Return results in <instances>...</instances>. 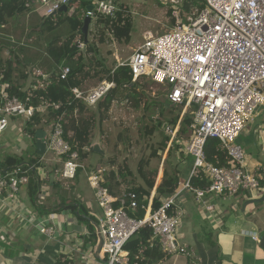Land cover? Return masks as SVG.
<instances>
[{"label":"built area","instance_id":"2783aa9c","mask_svg":"<svg viewBox=\"0 0 264 264\" xmlns=\"http://www.w3.org/2000/svg\"><path fill=\"white\" fill-rule=\"evenodd\" d=\"M185 1L170 0L177 6L172 11V28L146 34L128 61L118 66H129L133 81L150 79L166 87V97L171 104L187 105L188 112H193L188 139L175 140L180 150L193 158L189 177L180 182L172 196L154 208L152 190L141 195L136 191L113 194L105 185L104 170L98 168L91 172L89 185L100 208L97 242L98 234L103 237L100 259L94 252L91 255L85 252L87 259L91 257V264H127L129 251L125 245L145 226L152 230L150 241L158 242L167 256L184 254L186 249L181 244L179 227L186 213L179 201L186 193H192L198 204L209 209L208 196H236L246 192L251 199L264 192L258 175L245 162L243 147L236 142L264 104V0H195L202 7L194 6L184 13L182 3ZM32 2L47 6L45 14L50 15L69 0ZM92 4L94 9L85 12L92 20L121 10L117 0H94ZM69 71L68 66H62L61 77L66 78ZM7 86L0 77V135L8 129L12 116L26 120L35 111L44 113L47 109L45 105L27 106L18 97L11 96ZM114 87V81L104 80L92 89L74 87L72 93L88 106H95ZM173 129L168 125L166 132L171 135ZM208 138L221 140L230 157L229 166H217L207 160ZM45 142L46 150L62 164L55 172L64 179H74L83 164L79 152L73 150L64 136L62 118L53 124ZM198 174L208 181L206 187L193 186L191 179ZM29 180V171L21 167L0 175V203L17 202ZM141 209L144 215L137 217ZM38 228L48 237L55 232L53 225L39 223ZM243 233L259 241L255 233L245 230Z\"/></svg>","mask_w":264,"mask_h":264},{"label":"trees","instance_id":"16d2710c","mask_svg":"<svg viewBox=\"0 0 264 264\" xmlns=\"http://www.w3.org/2000/svg\"><path fill=\"white\" fill-rule=\"evenodd\" d=\"M77 2L81 7H87L92 4V0H71L67 12L61 11L50 16L46 15L41 18L38 24L39 29H31V33L37 32L44 36L46 45L43 54L32 58L26 53L29 52V49L26 48L28 46H25L26 44H21L19 48L7 44L9 46V53L13 56L6 59L5 62L0 58V77L2 83L8 84L7 91L11 96L18 97L27 106L33 105L35 108H38L45 105L47 107L44 113L37 110L32 117L25 120L24 130L28 135L35 138L40 124H54L59 118H62L65 138L70 142L73 150L79 152L80 159H86L90 153H93L90 148L92 146L91 134L98 120L96 110H108L116 99L120 89H130L132 93H127L126 98L134 97L136 105L139 104L141 97L144 98L145 92L136 90L135 85H132L134 83L133 75L129 66H117L111 74V68L101 58L98 46L92 44L89 40L86 41L83 33H77V31L81 30L85 17L80 9H78L79 7L76 8L74 13H69L72 5ZM28 3H31V0H4L0 4V30L4 28L10 18L30 10L31 7L27 6ZM194 6L202 7L195 0H186L182 3V10L187 13ZM120 8L121 10L115 12L112 16L103 17L99 15L96 23L104 24V29L107 28L115 36L130 41L134 28V20L127 13L128 9L126 6L120 4ZM65 25H67L66 30ZM89 31L91 30L89 29ZM102 36L100 37L101 41H103ZM82 44H86L85 51L82 50ZM29 66L35 67L37 72L40 71V75L35 74L37 79L31 81L28 90H23L22 82L28 80ZM62 66L69 67L70 71L66 78L61 77ZM89 78H98L100 82L104 80L114 81L116 84V87L110 89L95 106H88L82 100L76 99L72 93V88L82 87ZM168 106L174 108L181 105H173L166 99L163 107L168 108ZM92 107H96V110ZM88 111L90 114L86 116L84 113ZM164 112L162 113L164 114ZM166 118L168 123H170L169 125L175 129L180 119V109H177L172 116L167 115ZM192 121V111L187 113L185 117L183 116L180 127L183 123L182 130L184 132L188 130ZM162 125L163 122L159 120L157 127ZM149 132L152 133L153 130L150 129ZM169 140L170 134L168 133L161 144V151L164 150ZM174 144L179 145L177 142H174ZM182 154L184 156V152ZM205 154L207 160L214 165H230L227 149L218 138H208L205 144ZM154 155H157V151L154 152ZM169 156L173 158V150L170 151ZM40 157L36 151L33 154H6L0 161V175H4L6 172L15 170L18 167L28 170L30 176L28 184L31 186V202L40 212H46L52 211V209L40 203V188L43 183H48L50 174L56 172L55 169L48 172L45 170L44 173L48 177L43 180L39 170L41 166ZM180 163L176 162L170 172H166L165 170L166 175L161 184L156 188L153 198L154 208H158L162 204L163 199L172 196L179 188L182 174ZM140 166H143V163ZM260 172L263 173V176H259L260 184L264 186V166L260 168ZM79 174L80 169L76 177ZM117 174L126 179L132 172H125L123 169H119L117 172L112 170L108 173L105 185L113 194H117L114 188L120 184L116 180ZM156 176L157 169L152 170L150 174L144 177L146 186L133 183L126 191H136L140 195L144 193L149 194L155 188ZM201 176L202 174H198V176L192 177L191 182L194 187L204 188L207 186L208 181ZM57 185L59 183L55 181L54 186ZM56 207L71 208L81 221L88 224L92 232L91 240L96 244L97 237L92 223L97 222V218L83 209L79 200L66 202L63 199ZM143 215L144 210H139L137 217H143ZM151 236V228L145 226L139 229L126 243L125 249L129 251V261L127 264H157L170 257L163 252L158 242L150 241Z\"/></svg>","mask_w":264,"mask_h":264},{"label":"rangeland","instance_id":"374dc122","mask_svg":"<svg viewBox=\"0 0 264 264\" xmlns=\"http://www.w3.org/2000/svg\"><path fill=\"white\" fill-rule=\"evenodd\" d=\"M3 1L4 0H0V4ZM36 4L37 2L35 3L31 0L30 10L10 18L4 28L0 30V58L4 62L6 59L13 56L9 53V46L7 44H11L16 48H19L23 43L26 44L25 46H28L26 48L29 49V52L26 53L32 58L44 53L43 50L46 45L44 36L37 32L31 33V29H39L38 24L41 18L46 16L45 12L47 6ZM118 4L119 6L120 4L126 6L128 9L127 13L130 14L134 20V28L131 33L130 41L115 36L111 30L107 28L104 29V24L96 23L97 18L92 20L90 25L91 31L88 33V40L92 44L98 46L101 58H103L108 67L111 68L110 72L114 70L119 63L128 61L130 55L137 46L144 41V36L146 34H158L172 28L174 24L172 11L177 8L170 0H118ZM78 9L85 15L86 7L80 6ZM75 10L76 8L72 5L69 13L72 14ZM181 13L184 15L182 11ZM64 27L66 30L67 25ZM101 36L103 41L100 40ZM28 69L29 77L26 82H22L23 90H28L31 81L37 79L36 75H40V71L37 72L35 67L29 66ZM133 82L132 85H135L136 90L145 92L144 98L139 97L140 102L138 105H136V99L134 97L126 98V94L131 92L130 89H120L116 99L112 102L108 110L103 109L100 111L96 110V107H92L97 111L98 120L91 134V143L99 144L104 153L93 152L92 154L90 153L86 159H80V163L83 164V167L79 168L80 174L74 179H64L61 174L56 171L59 185L55 187L50 186L51 198L56 197V195H62L63 190V195L67 192L69 196H76L75 192L77 191L84 196L81 207L90 214L93 211H97L98 214L100 208L95 201L94 193L88 180L89 174L93 171H97L98 168L104 170L102 174L106 181L108 173L112 170L117 172L119 169H123L125 172H132L126 179L117 174L116 180L120 182V184L114 188L117 194H123L133 183L146 186L144 177L155 169H157L155 187H158L165 177L166 172H170L176 162H181V181L189 177L193 158L185 154L183 156L180 150L181 146L174 144V142L178 137L181 140L188 139L190 127L184 132L182 130V123L175 140L170 145L172 137L170 135L169 142L164 150L161 151V144L168 134L166 132V127L170 124L166 116H172L177 109H180L181 117L185 106H176L174 108L168 106V108H164L163 106L167 99L166 87L150 79H139ZM99 83L100 80L98 78H89L85 81L82 88L92 89L99 85ZM262 107L261 105L257 110L255 118L261 116L262 113L258 112ZM162 112H164V114ZM84 114L88 116L90 112L88 111ZM186 114L187 112L184 117ZM159 120L163 122V125L157 127ZM40 125H46L49 132L53 127L52 123ZM23 126H25V124ZM150 129L153 130L152 133L149 132ZM248 129L252 130V133L249 135L245 131H242L236 138L237 142L241 144L244 151L245 149L252 153L261 151L264 142L259 138V133L262 130L264 131V127L256 133L252 126ZM171 150H173V158L169 156ZM155 151H157V155H154ZM49 157L53 158L55 156L49 152ZM248 157L249 156L246 155L245 162L247 166L251 167ZM262 158L264 160V156H262ZM148 161L149 163H147ZM141 163H143V166H140ZM57 167H61L60 162L57 163ZM254 169L255 171H260V167L257 169L254 167ZM46 170L47 172L51 171L48 168ZM45 186L48 187L49 185L45 184ZM241 194L244 196L248 195L246 192H242ZM62 200L63 198H61V202ZM193 201L195 203V200ZM228 201V203L232 205L233 200L229 199ZM256 204L257 203H255V205ZM244 219L247 218L245 217ZM192 220V217L188 218L185 214L181 220L179 232L190 230L189 225H191ZM195 222L191 230L196 231L195 235L199 240H202L201 242H204L208 248L213 249L215 254L216 248H218L215 243L217 228H214V236H209V234L207 235L206 232H203L200 226L196 227L197 223L195 224ZM187 223L189 225H187ZM241 226L246 225L240 223L238 228L240 229ZM222 261L225 262L224 259Z\"/></svg>","mask_w":264,"mask_h":264},{"label":"crops","instance_id":"0c3cea01","mask_svg":"<svg viewBox=\"0 0 264 264\" xmlns=\"http://www.w3.org/2000/svg\"><path fill=\"white\" fill-rule=\"evenodd\" d=\"M78 7L80 5L77 2L74 8ZM262 106L258 112L262 113V117H254V120L249 122L243 130L249 135L252 133V130L248 129L250 126L253 127L255 133L264 127V105ZM186 112L190 113L187 108H184L175 127L177 135ZM24 124L25 118L22 116L10 118L8 129L0 135V161L6 154H33L36 151L40 155L36 146L37 137L33 138L28 135L24 131ZM38 130L49 134L46 125H39ZM263 132V130L260 131L259 138L264 142ZM261 149L256 153L245 149V154L249 156L250 168L258 177L263 176V173L255 171L254 167L257 169L264 166L262 158L264 146ZM40 156L39 170L45 180L48 176L44 171L47 168L50 170L58 168L57 163L60 160L56 157L50 158L47 150ZM55 176L53 184L50 182V177L48 183L42 184L39 195L42 201L40 203L51 208L52 211L40 212L33 205L30 199L31 186L29 184L22 188L17 202L0 203V264H91V257L87 259L85 252L88 255L95 253L97 242L94 244L91 240L90 227L86 222L81 221L71 208L56 207L61 202V198L66 202L79 200L82 204L84 196L77 191L76 196H69L67 192L63 195V190L62 195L51 198L49 188L50 186L55 187V181H59L56 179V173ZM156 188L157 186L153 190V198ZM263 193L261 192L260 195ZM229 199L233 200L232 205L228 203ZM249 199L248 195L243 194L212 195L206 199L207 206H211L208 209L196 201L194 203L192 193H186V197L179 201L185 209L186 216L193 219L191 225L187 223L190 230H183L180 233L181 244L186 252L177 257L170 256L157 264H264V250L259 243L264 233V202L256 205L255 203L246 204ZM91 214L97 218L100 212L97 214V211H93ZM245 217L247 219H244ZM194 222L197 223L196 227L200 226L209 236H214V228H217L215 243L218 248L215 254L213 249L208 248L204 242H201L202 240H199L195 235L196 231L191 230ZM39 223L53 225L55 228L53 235L48 237L41 233L38 228ZM240 223L246 226H241L239 229ZM92 224L96 233V222ZM244 230L258 235L259 241L244 234ZM223 259L225 262L222 261Z\"/></svg>","mask_w":264,"mask_h":264},{"label":"water","instance_id":"95a60500","mask_svg":"<svg viewBox=\"0 0 264 264\" xmlns=\"http://www.w3.org/2000/svg\"><path fill=\"white\" fill-rule=\"evenodd\" d=\"M70 4H71V0H69V2L67 4L63 5L60 8V10L57 11V12H61V11L67 12L68 11V6ZM94 7L95 6L93 4L88 5L86 7V10L92 11L94 9ZM57 12H55L53 14H56ZM50 15H52V14H50ZM91 21H92V18L90 16L86 15L84 17L83 26H82L81 30L77 31L78 34H80V33L84 34V37H85L86 41L88 40V33H89V28H90ZM85 47H86V44H84L82 49L85 50ZM46 135H47L46 132L43 131V130H38L36 132V137H37L36 146H37V151H38V153L40 155L43 154L45 152V150H46V143H45ZM90 150L93 151V152H97V153H104V151L100 148L99 144H92ZM54 178H55V173H51L50 174V182H51V184L54 183ZM261 202H264V193L260 197L249 199L246 202V204L247 203H261ZM259 243H260V247L263 248V250H264V233L261 235ZM102 246H103V237H102V235L98 234V242H97L96 249H95V256L97 258H99V259L101 258L100 257V252H101Z\"/></svg>","mask_w":264,"mask_h":264},{"label":"bare ground","instance_id":"6f19581e","mask_svg":"<svg viewBox=\"0 0 264 264\" xmlns=\"http://www.w3.org/2000/svg\"><path fill=\"white\" fill-rule=\"evenodd\" d=\"M184 108H187V105ZM171 136L172 137H171V143H170V145L172 144V142L175 140V138L177 136V130L176 129H173Z\"/></svg>","mask_w":264,"mask_h":264}]
</instances>
